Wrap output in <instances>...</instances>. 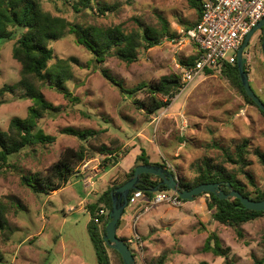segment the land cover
<instances>
[{
  "label": "rangeland",
  "instance_id": "rangeland-1",
  "mask_svg": "<svg viewBox=\"0 0 264 264\" xmlns=\"http://www.w3.org/2000/svg\"><path fill=\"white\" fill-rule=\"evenodd\" d=\"M120 2L118 11L105 15L96 8L75 12L63 0H44V7L71 22L85 26L121 25L128 31L137 28L139 22L160 28V16H163L171 31L178 35L184 28L182 22H194L198 17L190 0ZM17 38L0 45V88L20 79L21 64L12 54ZM255 41L256 36H253L245 49L244 62L252 88L264 101L263 49L256 44L251 51ZM51 46L54 59L50 64L60 60L71 64L74 77L67 85L79 101L71 102L55 85H46L47 99L63 110L56 117H46L41 126L47 133L59 134L57 140L51 145H40L34 151L27 149L28 152L15 160L17 168L0 175V199L9 207L8 226L0 229V249L4 254L0 264H99L88 230L89 206L97 202L109 183L121 179L133 155L140 154L142 149L151 163L165 162L179 181L191 182L198 174L200 161L210 158L214 163L225 162L221 148L235 150L237 143L249 138L250 165L246 170L259 187L264 186V165L253 153L256 147L264 151V115L222 74L224 65L217 67L213 74L203 75L189 90L152 115L139 109L132 99L125 97L120 86L103 75V70L107 69L124 87L130 88L143 81L181 74L180 59L195 54L194 43L180 36L174 42L165 37L159 45L142 50L140 59L131 64L115 56L97 63L92 52L77 43L74 34L52 42ZM138 98H143V94ZM3 100L0 128L7 130L13 117L27 115L32 101L20 89L6 93ZM67 127L103 130L98 138L89 141L90 146L98 149L108 144L112 147L111 138L119 137L123 149L128 151L120 153L115 165L110 161L105 163V156L97 153L77 167L65 188L51 193L34 192L23 184L22 175L44 172L67 147L80 146L77 137L59 133ZM225 164L239 172L238 165ZM106 171L108 174L102 177ZM99 177L103 178L102 183ZM240 177L248 183L244 174L240 173ZM209 197L208 193L203 194L180 207L159 204L137 220L138 232L146 237L144 257L147 262L155 264L165 255V264H198L204 260L211 264H226L227 260L234 264H255L256 259L264 255V214L245 224L244 237L240 238L234 229L213 218L207 206ZM146 199L145 194L139 202ZM214 233L217 238H213L211 244L219 242L229 247L228 255L217 256L204 250L207 239ZM107 250L113 264H121L117 253L110 248ZM134 256L137 264H143L135 250Z\"/></svg>",
  "mask_w": 264,
  "mask_h": 264
},
{
  "label": "trees",
  "instance_id": "trees-1",
  "mask_svg": "<svg viewBox=\"0 0 264 264\" xmlns=\"http://www.w3.org/2000/svg\"><path fill=\"white\" fill-rule=\"evenodd\" d=\"M134 1L136 0H126V3L132 4ZM63 2L75 12L96 8L104 15L107 12L118 11L122 5L120 0H116L113 3L107 0H63ZM190 3L196 9L198 17L194 22H182L185 29L193 27L199 21L202 13L203 0H190ZM160 24L161 27L157 28L151 25L145 26L139 22L138 27L131 31L121 25L99 26L92 24L85 26L71 22L64 16L53 14L44 7V0H0V45L4 41L12 40L18 36L13 46L12 54L14 59L21 64L19 81L15 84H4L0 88V104L3 103V97L6 93H14L17 89L23 90L24 96L32 101L25 117L15 116L10 120L7 130L0 128V175L17 168L15 160L28 152L27 149L34 151L40 145H51L57 140L59 134L47 133L41 126L42 120L46 117H56L63 110L61 106L47 99L44 92L46 85H55L71 102L79 101L67 85V82L74 77L68 60H60L50 64L54 59L52 42L68 34H74L77 43L91 51L97 63H104L109 57L115 56L119 60L131 64L140 59L142 50L159 45L165 37L169 39H177L179 37L177 32L171 31L169 22L163 16H160ZM197 57L198 55L194 54L187 58H181L180 64L181 66L193 64ZM103 73L105 78L120 86L127 99H132L133 104L137 105L139 109H144L148 115L156 114L160 109L167 107L181 90V74L165 75L159 80L143 81L134 87L126 88L120 81L109 74L107 69H104ZM213 73H215V70L206 69L203 75L207 76ZM222 74L234 85L238 86L244 98L255 105L264 115V111L259 108L245 91L237 63L225 64ZM140 94H143V98H138ZM102 132L103 130L76 129L73 127L60 130V134L77 137L81 142L80 146L78 148L67 147L60 154L58 160L44 172L23 174V184L34 192L51 193L57 191L66 186L76 174L78 166L84 161L94 158L97 153L105 156V163L110 161L111 165L117 164L120 153L128 151L123 149V142L119 137L111 138L112 147L108 144H102L97 149L89 145V141L92 138H98ZM221 149L225 162L238 165V173L230 170L225 162L214 163L212 159L204 158L199 162L198 174L193 181H180L181 186L192 189L202 183L222 182L224 183L225 192H229L227 186V182H229L231 187L240 191L243 195L253 200H263L264 186L259 187L253 175L246 170V167L250 165L248 160L250 139L245 138L237 143L235 150L230 147H222ZM253 153L258 156L264 165V151L256 147ZM149 163L151 162L148 160V155L142 149L133 164L124 171L121 179L109 183L97 202L89 206L91 219L88 222V230L97 252L99 264H113L107 250L108 248H113L109 247L104 240L109 213L101 216V223H96L94 216L98 215L101 208L107 207L110 212L112 207L111 191L128 181L133 176L137 165ZM152 164L168 168L165 162ZM170 171L174 173L172 170ZM240 173L247 177L248 183L240 177ZM161 180L162 178L159 176L145 173L142 175V183L139 184V189H142L145 194L152 197L155 192H151L150 189L156 187ZM162 189H166V187L163 186ZM203 194L206 193L196 197ZM209 195L207 206L212 211L213 218L234 229L240 238L244 237L245 224L264 214V211L246 208L239 198L220 199L214 193H209ZM8 209V205L4 200L0 199V229H5L8 226ZM213 238H217L215 233L211 234L207 239L204 250L212 251L217 256L228 255L230 248L223 247L219 242H215L216 244L213 246L211 244ZM123 239L127 242L126 238ZM113 251L119 256L121 264H124L120 253L115 249ZM3 259L4 254L0 249V262ZM165 262L166 256L163 255L155 264H165ZM198 264L211 263L204 260ZM226 264L234 263L227 260ZM255 264H264V255L256 259Z\"/></svg>",
  "mask_w": 264,
  "mask_h": 264
},
{
  "label": "built area",
  "instance_id": "built-area-1",
  "mask_svg": "<svg viewBox=\"0 0 264 264\" xmlns=\"http://www.w3.org/2000/svg\"><path fill=\"white\" fill-rule=\"evenodd\" d=\"M263 18L264 0H203L199 21L193 27L183 28L179 32L181 38L197 46L198 57L193 64L181 66V90L178 95L189 90L206 69L215 70L221 65L236 64L246 36ZM170 40L174 42L177 39ZM144 196L142 189L135 190L129 196L126 209H136L135 221L153 206L169 204L180 207L186 202L171 189L157 191L152 197L147 195L144 202H139ZM108 213L106 208H101L98 215L94 216V221L101 223V216ZM127 243L140 254L143 264H151L144 257L145 243L139 232L135 231Z\"/></svg>",
  "mask_w": 264,
  "mask_h": 264
},
{
  "label": "water",
  "instance_id": "water-1",
  "mask_svg": "<svg viewBox=\"0 0 264 264\" xmlns=\"http://www.w3.org/2000/svg\"><path fill=\"white\" fill-rule=\"evenodd\" d=\"M260 28H264V18L246 36L238 52L237 65L241 82L245 91L259 106V108L264 111V101L252 88L250 84L249 74L244 62L245 49L250 43L254 33ZM262 49L264 56V41ZM145 173L154 174L162 178L161 182L156 187L150 189L151 192L160 191L164 186L166 187V189L176 191L179 196L185 200H194L196 196L202 193H214L220 199L239 198L246 208L256 211H264V199L253 200L250 197L243 195L240 191L231 187L229 182H227L229 192H225L223 187L224 183L222 182L202 183L193 187L192 189H187L181 186L179 178L167 168L152 163L139 164L136 166L133 176L128 181L111 191L112 207L109 212V221L106 225V231L104 234V240L106 244L120 253L123 258L124 264H137V262L129 244L118 235V228L120 225V220L122 219L124 212L128 206L129 196L133 190L139 189V184L142 183V175Z\"/></svg>",
  "mask_w": 264,
  "mask_h": 264
},
{
  "label": "crops",
  "instance_id": "crops-1",
  "mask_svg": "<svg viewBox=\"0 0 264 264\" xmlns=\"http://www.w3.org/2000/svg\"><path fill=\"white\" fill-rule=\"evenodd\" d=\"M194 53L195 54L197 53V46L195 47ZM137 155H133L132 160H130V162L128 161L129 162V165H128L129 167L133 164V162H134V160H135ZM119 164H120V162H119ZM107 174H108V171H106L102 175V177L107 175ZM102 177H99L100 178V180H99L100 183L103 182V178ZM63 188H65V187H63ZM126 210H125V212H126ZM135 215H136V209L129 208L128 211L126 213H124V215H123V217L121 219V223H120L119 228H118V235L120 237H122V238H126L127 241L133 236L135 231L138 232L137 224H136L137 221L134 220ZM134 222H135V225H134ZM142 238H143L144 243H145L146 237L142 235Z\"/></svg>",
  "mask_w": 264,
  "mask_h": 264
},
{
  "label": "flooded vegetation",
  "instance_id": "flooded-vegetation-1",
  "mask_svg": "<svg viewBox=\"0 0 264 264\" xmlns=\"http://www.w3.org/2000/svg\"><path fill=\"white\" fill-rule=\"evenodd\" d=\"M253 36H256V41L255 43L252 44L251 51H253V48L256 44H259L262 48L263 41H264V28L258 29ZM252 36V38H253ZM253 53V52H251Z\"/></svg>",
  "mask_w": 264,
  "mask_h": 264
}]
</instances>
